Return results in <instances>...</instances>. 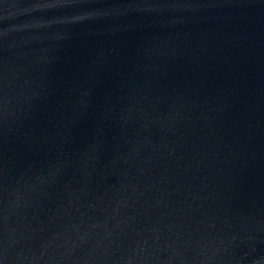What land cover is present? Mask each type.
<instances>
[{"label": "water", "instance_id": "1", "mask_svg": "<svg viewBox=\"0 0 264 264\" xmlns=\"http://www.w3.org/2000/svg\"><path fill=\"white\" fill-rule=\"evenodd\" d=\"M0 264H264V0H0Z\"/></svg>", "mask_w": 264, "mask_h": 264}]
</instances>
